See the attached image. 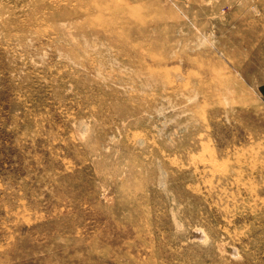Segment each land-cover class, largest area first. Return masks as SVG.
<instances>
[{
    "label": "rangeland",
    "instance_id": "obj_1",
    "mask_svg": "<svg viewBox=\"0 0 264 264\" xmlns=\"http://www.w3.org/2000/svg\"><path fill=\"white\" fill-rule=\"evenodd\" d=\"M0 264H264V0H0Z\"/></svg>",
    "mask_w": 264,
    "mask_h": 264
}]
</instances>
